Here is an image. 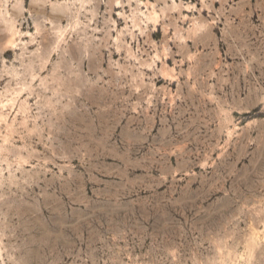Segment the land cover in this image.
<instances>
[{"label": "rangeland", "instance_id": "obj_1", "mask_svg": "<svg viewBox=\"0 0 264 264\" xmlns=\"http://www.w3.org/2000/svg\"><path fill=\"white\" fill-rule=\"evenodd\" d=\"M0 264H264V0H0Z\"/></svg>", "mask_w": 264, "mask_h": 264}]
</instances>
